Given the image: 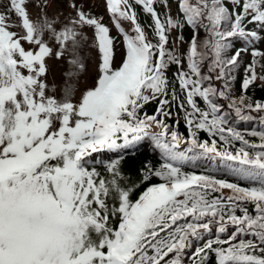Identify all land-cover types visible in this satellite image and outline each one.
<instances>
[{"label": "snow or ice", "instance_id": "obj_1", "mask_svg": "<svg viewBox=\"0 0 264 264\" xmlns=\"http://www.w3.org/2000/svg\"><path fill=\"white\" fill-rule=\"evenodd\" d=\"M26 2L0 4V264H207L210 255L212 264H264V131L251 132L261 143L250 144L228 126L219 103L229 100L241 120L253 119L244 110L264 116V103H247L245 96L237 102L230 85L243 53L252 61L242 90L264 80V50L256 47L264 41V0H178L182 22L169 14L161 18L157 5L167 7L168 0H105L125 46L118 67L109 27L71 5L77 12L72 27L54 39L64 45L77 38L76 27H91L101 54L95 86L75 101L67 88L62 97L48 95L44 77L52 50L43 33L55 29L47 20L34 23ZM134 5L151 17L155 42ZM183 23L209 32L203 44L191 40L186 69L168 47L169 32ZM236 41L242 46L229 55ZM205 61L215 77L203 74ZM173 64L180 95L167 75ZM215 80L221 88L208 83ZM152 100L159 102L157 114L143 113ZM173 104L185 113L186 138L164 121ZM199 131L219 137L224 150L216 139L201 142ZM149 135L163 163L147 166L141 180L160 182L133 200L135 185L122 179L120 160L105 165L102 175L94 154L131 148ZM234 141L243 146L229 151ZM216 158L234 162L231 173L256 186L183 170ZM194 241L203 243L193 248Z\"/></svg>", "mask_w": 264, "mask_h": 264}, {"label": "trees", "instance_id": "obj_2", "mask_svg": "<svg viewBox=\"0 0 264 264\" xmlns=\"http://www.w3.org/2000/svg\"><path fill=\"white\" fill-rule=\"evenodd\" d=\"M177 2L178 0H168L167 7H165L163 3L157 5V11L161 14L162 19L164 18L165 14H169L176 21L182 22L184 20V17L178 11ZM168 7L171 9V11L167 9ZM135 9L137 12L138 21L141 23V25L145 28L146 31L148 30L147 32L150 35V33H153L151 17L148 14L141 11V6L137 5ZM248 28L256 30L253 24H249ZM172 30H174V32H170L169 36H171V34L178 35L180 39L182 38L181 42L184 43V45L188 44V50L190 47L189 44L194 37L197 39L198 43L200 44H203L205 40L209 39L208 35L197 36L198 28H193L192 26L187 25L186 23H183L182 27ZM207 34H209V32ZM151 41L155 42L154 37L151 38ZM241 46H242V42L236 41L234 43L233 48L230 49L228 54L232 55L234 51ZM256 47L261 50H264L260 47L259 42L256 44ZM181 60L185 63V69H186L187 58L184 57L181 58ZM251 61H252V57L249 53L248 57L240 64L239 69L232 73L234 79L231 80L230 85H231L232 99L236 100L239 99V97L241 96H245L246 102L254 105L256 103H264V80L262 79L256 80L252 85H250V87L246 91L242 90V81L245 76L244 69L246 65L251 63ZM204 66L210 67V63L208 61H205ZM177 70H178L177 65L173 64L170 65L167 71V75L169 77L170 83L173 85H176L175 76ZM257 70L261 71L259 65H257L256 67V72ZM203 74L205 76L210 75L212 77H215L218 74V72L206 73L203 71ZM208 83H214V85L217 88H221L223 82L219 80H215V81H208ZM176 91L177 94L180 95L178 85H176ZM169 99H171V95H169ZM219 103L224 106L223 111L229 114L228 115L229 127H233L237 131L241 132L245 136V138L249 140L250 144L261 143L259 137L251 136V132L264 131V116L256 112H248L247 110H244V115L251 116L253 119L241 120L238 116H236L235 111L233 109H229L227 107V105L229 104V100H220ZM200 106L204 107L202 101H200ZM158 107H159V102L157 100H152L150 103L145 105L142 112L147 113L148 115H155L157 114ZM169 110L171 111L172 114L169 117H164L165 123L170 125L172 129L176 130L181 137H185V138L188 137L189 129L184 120L185 113L181 111L175 104L171 105ZM151 132L154 133L153 130H151ZM198 138L201 142L211 141L212 139H216L218 148L221 151H223L225 148L224 143L219 140V137L209 136L207 132L199 131ZM242 146L243 145L240 144L239 142L234 141L233 147L229 148L228 150L238 151L239 148ZM252 151L254 153L256 149H253ZM94 157L96 160L95 167L97 168L98 171L102 173V175H107V173L104 172L105 165H107L108 163L114 160H120L119 170L121 172L122 179L124 180L125 183L129 185H135L134 190L132 192L133 200L138 199L139 195L142 194V192L146 190L148 186L160 182L159 179L155 177L147 182L141 180V177L147 166H151L153 169H158L160 165L163 163V157L160 153V150L155 147V143L152 140L151 135L145 136L141 141H138L133 147L123 149V151L121 152H117V150L105 151L94 154ZM218 161L223 162L225 164L226 163L231 164L233 167L237 166L234 162H224L221 161L219 158H216L211 161L202 160L198 162L199 166L197 167L186 165L183 170L188 173L195 172L198 175L199 174L210 175L216 179H223L230 183H239L241 186H248L249 184H253V186H256L253 182L244 181L237 178L231 173L229 168L226 169L225 167H219L216 169V167L218 166L217 163ZM249 210L254 211V209H252L251 207H249ZM207 238L209 237H206V239ZM201 243H203V241H199V242L194 241L193 248L199 246V244ZM191 251L192 249L189 250V252ZM212 260H213V255H210L207 264H212ZM187 264H192V261L190 259H187Z\"/></svg>", "mask_w": 264, "mask_h": 264}, {"label": "rangeland", "instance_id": "obj_3", "mask_svg": "<svg viewBox=\"0 0 264 264\" xmlns=\"http://www.w3.org/2000/svg\"><path fill=\"white\" fill-rule=\"evenodd\" d=\"M45 2H48V6L42 7ZM2 3L3 0H0V4ZM73 4L76 8L83 9V11L90 16L100 19L103 24L109 27L110 34L115 40L114 67L120 65L125 55V46L123 44V38L119 34V30L114 26V21L110 19L111 14L106 8L105 0H27L25 7L31 20L38 26L47 20L53 24L55 29V32L45 30L43 33V40L52 50V54L46 59L47 71L44 77L48 85V95H54L58 98L62 97L67 88L71 93V98L75 101L80 98L85 90L95 86L99 77L98 68L101 63V54L98 51L94 30L91 27H76L74 30L77 33V38L73 40L70 37L64 45H61L54 39V36L63 31L66 26L69 28L72 27L71 21L77 15L76 8L71 7ZM134 7H137V5H134ZM167 9L171 11L169 7ZM0 11H2V9H0ZM11 22L16 25L20 23L15 15L11 17ZM121 23L126 28L130 27L125 21ZM10 30L22 34V29L20 27H12ZM147 31L145 30L149 40H151V38L154 37L153 33L149 35ZM170 32H174V30ZM207 33L208 31L203 26L198 27L197 36L208 35L209 37ZM259 43L260 47L264 49V41H259ZM25 47L30 48L27 44H25ZM168 47L172 49L180 59L184 57L187 58L188 44L184 45L178 35L171 34V36H169ZM58 53H62L59 58L57 55ZM248 55L249 53L242 54L241 63ZM73 61L76 63L74 64ZM208 62L210 63V61ZM207 68V66H204L203 71L209 73ZM260 72V70H257L258 75ZM236 100L237 102L239 101V99ZM152 130L154 133L159 131L158 128H153ZM185 147L187 146L181 144V148ZM121 151H123V149L117 150V152ZM217 163L218 166L216 169L219 167L229 168L227 163L225 164L219 161ZM223 194L231 195V191L225 189L223 190Z\"/></svg>", "mask_w": 264, "mask_h": 264}]
</instances>
